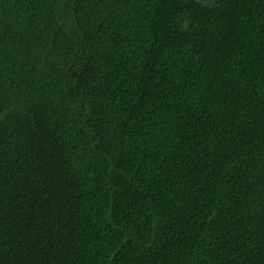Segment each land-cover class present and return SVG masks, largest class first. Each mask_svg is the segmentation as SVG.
<instances>
[{"label": "trees", "instance_id": "1", "mask_svg": "<svg viewBox=\"0 0 264 264\" xmlns=\"http://www.w3.org/2000/svg\"><path fill=\"white\" fill-rule=\"evenodd\" d=\"M0 264H264V0H0Z\"/></svg>", "mask_w": 264, "mask_h": 264}, {"label": "water", "instance_id": "2", "mask_svg": "<svg viewBox=\"0 0 264 264\" xmlns=\"http://www.w3.org/2000/svg\"><path fill=\"white\" fill-rule=\"evenodd\" d=\"M113 258H115V256Z\"/></svg>", "mask_w": 264, "mask_h": 264}]
</instances>
